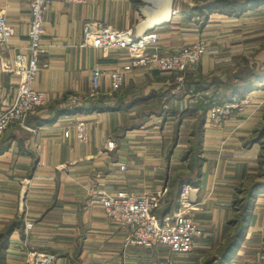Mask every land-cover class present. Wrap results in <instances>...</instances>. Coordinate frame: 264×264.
I'll list each match as a JSON object with an SVG mask.
<instances>
[{"label":"crops","instance_id":"0c3cea01","mask_svg":"<svg viewBox=\"0 0 264 264\" xmlns=\"http://www.w3.org/2000/svg\"><path fill=\"white\" fill-rule=\"evenodd\" d=\"M194 6L195 0L51 5L45 16L46 52L39 58L34 83L46 103L24 125L12 124L0 138V233L16 220L23 223L1 253L3 264H27L30 251L51 253L54 264H217L220 250L235 231L230 222L236 192L259 167L260 146L247 142L264 118V94L245 115H233L222 128L213 127L204 113L201 164L190 178L184 156L198 108L219 103L215 92L222 93L223 87L213 79L224 84L241 60L254 59L256 51L264 54V21L256 19L264 5L240 16L217 13L208 19L197 15ZM0 10L14 29L0 47V112H4L16 96L18 77L11 70L15 56L27 52L31 14L29 0H0ZM95 22L132 38L155 32L168 53L199 42L207 44L208 53L198 70L186 76L183 87L175 74L139 68L126 74L124 86L115 93H108L105 84L106 94L96 100L103 99V105L112 109L68 113L79 107L70 106L69 99L88 95L95 66L113 70L129 61L125 52L81 46L85 25ZM257 61L264 65V59ZM80 121L90 126L88 144L76 139ZM185 182L191 186L194 218L203 232L187 255L172 254L165 247L127 246L129 231L110 225L104 211L95 206L102 193L156 196L166 189L158 211L165 216L178 207ZM247 225L229 264H264L259 258L264 192L256 197Z\"/></svg>","mask_w":264,"mask_h":264},{"label":"built area","instance_id":"2783aa9c","mask_svg":"<svg viewBox=\"0 0 264 264\" xmlns=\"http://www.w3.org/2000/svg\"><path fill=\"white\" fill-rule=\"evenodd\" d=\"M88 1L29 0L31 14L29 46L27 52H21L14 58L11 71L18 77L17 92L12 105L4 112H0V138L12 124L24 125L28 117L46 103L45 94L35 90L34 83L40 71L39 58L46 52L43 46L45 16L51 5L54 2L85 5ZM13 35V27L0 10V47L2 44H7ZM81 46H90L105 53L125 52L129 56V61L113 70H106L100 65L95 66L92 70V83L88 95L85 98L69 99L70 106H80L104 96L105 84L108 93L119 91L124 86L126 74L139 68H154L160 72L175 74L179 87H183L186 76L198 70L201 59L208 53V46L203 42L168 53L160 47L159 37L155 32L132 38L101 22L85 25ZM254 95L248 94L241 100H233L223 105L211 104L207 112L209 123L215 128H222L233 115H245L247 111L244 108L250 104ZM75 131L79 143H89L90 126L87 122H78ZM107 146L110 149L114 148L112 143ZM190 190V184L185 182L178 207L165 216L160 215L158 211L167 193L166 189L156 196H137L128 191L115 194L102 193L96 198L95 206L104 211L110 225L129 231L127 246L144 249L165 247L172 254L187 255L194 251L196 241L203 236L194 218L193 213L197 208L191 202ZM259 258L264 261V244ZM54 261L55 256L51 253L38 251H30L26 260L27 264H54Z\"/></svg>","mask_w":264,"mask_h":264},{"label":"trees","instance_id":"16d2710c","mask_svg":"<svg viewBox=\"0 0 264 264\" xmlns=\"http://www.w3.org/2000/svg\"><path fill=\"white\" fill-rule=\"evenodd\" d=\"M261 5H264V0H195L194 11L197 15L205 19H208L209 15L217 13L227 15L228 17H235L249 10L257 9ZM262 48L264 49V43L262 44ZM213 82H215L217 87L219 85L223 87L222 93L218 94V91L215 92V97L219 99L218 104L223 105L233 100H241L260 86L264 88V65L256 61L252 62V65H250L249 59L244 58L243 61L239 63L237 71L230 81L223 84L214 78ZM102 102L103 99L91 101L89 102L90 105L73 107L74 109H69L68 113L108 111L112 109L109 106L103 105ZM208 107L209 106L203 107L201 105L198 108L199 114L197 113V121L192 129L193 139L191 140V146L184 156V159L190 163V171L186 175L187 178H190L192 174L199 169L201 164L200 143L205 125L204 113H207ZM252 135L253 137L248 140L247 144L249 146L261 144V151L258 158L259 167L256 174L250 177L254 179L249 190H244L242 186L238 188L236 192L233 203L234 218L230 222V225L234 227L235 231L231 237L228 238L225 246H222L223 248L219 252L221 256L217 264H229L239 251L245 237L251 208L256 197L264 191V118ZM256 175L260 178L262 177L261 182L258 181ZM176 189H178V187ZM22 225V221L16 220L0 233V264H3L1 253L7 249L13 233L21 229ZM214 263L215 262L212 264Z\"/></svg>","mask_w":264,"mask_h":264},{"label":"rangeland","instance_id":"374dc122","mask_svg":"<svg viewBox=\"0 0 264 264\" xmlns=\"http://www.w3.org/2000/svg\"><path fill=\"white\" fill-rule=\"evenodd\" d=\"M257 17H256V19H260L261 21H264V9H262L261 11H259L258 13H257V15H256ZM255 26V23H253V25H252V27H254ZM250 28H252L251 26H249ZM252 55V54H251ZM253 56H254V59H249V61H250V65H252V62H254V61H256V62H258L257 61V59H264V54L263 53H261V52H258L257 53V51H256V53H254L253 54ZM243 60H241V62H242ZM222 63V65H225V64H223L224 63V61L223 62H221ZM235 75V73H233L232 75L230 74V78L229 79H231L233 76ZM222 77V76H221ZM220 77V78H221ZM222 78H224V77H222ZM260 86V85H259ZM257 90L259 91L258 93H254V91L253 92H251V93H249V94H251V95H253V94H256V95H254V96H256V97H253V100L250 102V104L249 105H251V106H249V105H247L244 109H246V111L248 110V109H250L252 106L254 107V105H255V103H254V101H256V99L259 97H262L263 95H261V94H264V88L263 87H259V88H257ZM256 91V90H255ZM200 114H201V112H200ZM237 114V113H236ZM253 137V135H251L250 136V138H252ZM254 137H255V135H254ZM259 152L261 151V144H259ZM260 154V153H259ZM258 158H259V156H258ZM259 162V161H258ZM189 163V162H188ZM189 165H190V163H189ZM255 175V174H254ZM256 178L258 179V181L259 182H261L262 181V177L260 178L259 176H257L256 175ZM253 179L254 178H249L248 180H246V183L243 185V189L244 190H249V188H250V185H251V183L253 182ZM264 192V191H263Z\"/></svg>","mask_w":264,"mask_h":264}]
</instances>
